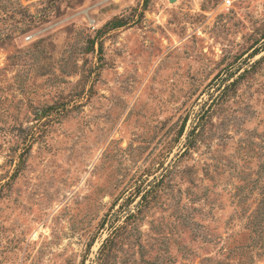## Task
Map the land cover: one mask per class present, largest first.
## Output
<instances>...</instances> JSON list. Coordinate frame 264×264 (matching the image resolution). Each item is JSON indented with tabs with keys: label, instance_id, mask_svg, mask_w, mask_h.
I'll return each instance as SVG.
<instances>
[{
	"label": "rangeland",
	"instance_id": "obj_1",
	"mask_svg": "<svg viewBox=\"0 0 264 264\" xmlns=\"http://www.w3.org/2000/svg\"><path fill=\"white\" fill-rule=\"evenodd\" d=\"M0 264H264V0H0Z\"/></svg>",
	"mask_w": 264,
	"mask_h": 264
},
{
	"label": "built area",
	"instance_id": "obj_2",
	"mask_svg": "<svg viewBox=\"0 0 264 264\" xmlns=\"http://www.w3.org/2000/svg\"><path fill=\"white\" fill-rule=\"evenodd\" d=\"M227 3H230V0H227Z\"/></svg>",
	"mask_w": 264,
	"mask_h": 264
}]
</instances>
